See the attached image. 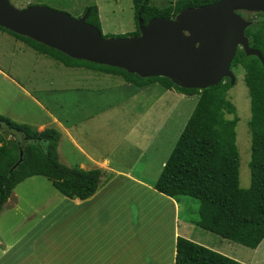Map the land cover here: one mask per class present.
<instances>
[{
  "label": "trees",
  "instance_id": "trees-1",
  "mask_svg": "<svg viewBox=\"0 0 264 264\" xmlns=\"http://www.w3.org/2000/svg\"><path fill=\"white\" fill-rule=\"evenodd\" d=\"M216 1L175 0L157 7L150 0H131L136 30L118 37L137 36L138 19L143 25L153 18L172 19L183 9ZM85 11H88L86 23L101 32L96 6H87ZM257 16L260 20H251L244 36L249 47L257 50L264 60V14L256 13ZM0 31L67 68L82 67L120 77L135 87L157 83L166 90L174 89L185 96L195 95V105L152 189L176 203L180 197L195 200L196 219L188 220V223L196 228L251 250L260 244L264 239V69L256 57H246L237 49L230 64V69L239 66L243 70V83L249 97V186L241 189L238 186L239 160L234 135L237 118H223L224 113H234L224 96L230 88L227 79L201 91L181 89L165 78L141 79L122 69L74 60L26 37L3 28ZM58 140L59 134L53 129L37 131L0 116V209L16 185L35 176L47 179L58 194L68 199L85 200L95 193L100 171H83L60 164L56 154ZM173 264L241 263L176 237Z\"/></svg>",
  "mask_w": 264,
  "mask_h": 264
},
{
  "label": "rangeland",
  "instance_id": "rangeland-1",
  "mask_svg": "<svg viewBox=\"0 0 264 264\" xmlns=\"http://www.w3.org/2000/svg\"><path fill=\"white\" fill-rule=\"evenodd\" d=\"M7 1L17 10L29 6H43L66 13L74 19L84 13L85 7L95 5L102 36L115 38L128 35L136 30L131 0ZM174 1L150 0L151 4L157 7H162ZM239 13L244 20L251 23V20H260V17H256V12L242 11ZM183 34L186 35L187 32L184 31ZM18 56L19 54L13 51V46L0 44V72L5 74V64L11 63L15 70L17 66L21 72L32 77L30 81L40 80L42 88L46 87L48 77L51 76L49 72L53 68L49 71L47 69L40 71L36 70L35 65H33V69L31 64L33 52L31 51L23 57ZM40 61L44 62L42 59ZM231 72L235 81L224 96L234 108V113H224L223 118L225 120L237 118L234 135L239 160L238 186L241 189H246L249 186V130L247 127L250 117L249 97L243 83V70L241 67H232ZM43 83H46V85H43ZM119 85V80L114 78H107L100 85H91V87H95H92V89L97 91L93 90L92 93L100 94V98L95 96V99L97 101L100 99L101 106H98L99 103L91 106L89 110L92 117L84 121L83 125H80L86 131L85 138H77L76 142L78 141L81 148L89 150L96 156L105 154L111 165L114 164L119 169L130 171L133 175L139 176L143 168L147 167L150 178L151 174L158 169L159 161L166 159L173 148L183 124L195 105L196 96L192 95L181 100L176 97L177 95L172 96L173 93H177L174 89L170 91V94L169 92L158 91L157 88L151 86L149 89L138 88L137 93L130 97L128 93L118 91ZM37 96L36 98H38ZM9 97L15 101V108L18 107V103H23L20 96L16 92H12L0 77V112L6 110V102ZM50 97L52 98V96ZM137 102L142 105L141 108H144L138 111L132 110L134 105L135 107L138 106ZM152 138L153 141H151ZM154 147V154L153 152L149 153L154 151L152 150ZM64 148L66 149L63 144L61 146V161L66 162L68 160V164H70L74 162V159L76 162L75 156L70 154L69 159L66 157L68 153ZM143 149L144 151L148 150V152H142ZM66 150L71 152L70 148ZM15 190L20 193L22 199L20 212L14 214L12 211L3 210L0 213V242L7 245L12 244L10 251L8 249L6 254H0V264H37L41 259L43 262L52 261L55 256L58 257L59 262H65L67 250L65 213L58 212L50 216L48 218V228L39 229L41 222L38 220L42 212L46 213L55 208L56 203L46 201V198L51 193L55 197L61 196L52 189L47 179L40 176L25 179ZM177 207L178 218H182V220L196 219L197 202L195 200L180 197L178 198ZM160 210L162 217L152 220L149 225L146 223V228L150 226L151 229H155L163 225V211L166 213L167 210L163 206H160ZM188 227L193 229L191 226ZM195 229H197L195 230L196 233L199 232L211 238L210 242L214 247H219L224 256L226 255L241 264H264V241H261V245L255 250H251L198 228ZM31 234L38 235V239L33 241L30 238ZM47 248L57 252V254H48Z\"/></svg>",
  "mask_w": 264,
  "mask_h": 264
},
{
  "label": "crops",
  "instance_id": "crops-1",
  "mask_svg": "<svg viewBox=\"0 0 264 264\" xmlns=\"http://www.w3.org/2000/svg\"><path fill=\"white\" fill-rule=\"evenodd\" d=\"M0 44L13 46V51L19 54L18 57L25 56L27 52H33L31 63L33 69V65L36 70L40 71L46 69L49 71L53 68L49 72L51 76L48 77L47 86L42 88L40 80L30 81L32 77L21 72L17 66L15 70L11 63L5 64L6 72L5 74L0 72V77L12 92H16L20 96L23 103H18V107L15 108V101L9 97V100L5 101L7 108L0 112V116L14 123L27 125L37 131L43 129L57 131L59 140L56 154L60 163L69 168L75 167L83 171L97 169L101 173L95 193L85 200L68 199L60 194L61 197H55L53 193L46 198V201H54L56 204L54 209L40 214L39 229L48 228L50 216L58 212L65 213L66 263L59 262L58 257L55 256L52 261L43 262L41 259L37 264H173L176 237L184 238L224 255L219 247L213 246L210 242L211 238L202 235V233H196V227L188 223V220L178 218V207L174 200L158 194L152 189L171 150L166 159L159 161L158 169L149 178L147 167L143 168L139 176L133 175L130 171L119 169L114 164L111 165L105 154L96 156L89 150L81 148L78 141L76 142L77 138H85L86 131L80 125L92 117L89 110L91 106L96 103L101 106L100 99L98 101L95 99V96L100 98V94L92 93L94 90L92 87L95 88L91 87L92 84L100 85L107 78H114L119 80L118 91L128 93L130 97L137 93L138 88L149 89L152 86L158 91L169 93L173 89L166 90L157 83L135 87L125 83L120 77L82 67H64L52 59L36 53L21 41L2 31H0ZM41 59L44 62L40 61ZM172 96L181 100L189 97L179 92L173 93ZM141 107L142 105L138 103V106L134 105L132 110L138 111L144 108ZM63 144L66 149L70 148L72 152H68L64 148L68 153L66 157L69 159L71 154L77 159L76 162L74 159V162L70 164H68V160L61 161V146ZM152 150L154 151L149 153L153 152L154 154L155 147ZM144 152H148V150ZM18 185L11 191L0 209V213L3 210L12 211L14 214L20 212L22 199L20 193L15 190ZM160 206L166 207L167 210L166 213L163 211V225L155 229H151L150 226H148L149 229L146 228V223L149 225L152 220L162 217ZM188 226L193 229H189ZM37 237L38 235L35 234L30 236L33 241L37 240ZM11 245L0 242V254H6L8 249L10 251ZM49 249L47 248L48 254H57Z\"/></svg>",
  "mask_w": 264,
  "mask_h": 264
},
{
  "label": "water",
  "instance_id": "water-1",
  "mask_svg": "<svg viewBox=\"0 0 264 264\" xmlns=\"http://www.w3.org/2000/svg\"><path fill=\"white\" fill-rule=\"evenodd\" d=\"M242 11L264 14V0H218L183 9L172 19L153 18L145 25L138 19L137 36L103 38L86 23L88 11L74 19L43 6L17 10L0 0V28L74 60L122 69L141 79L165 78L177 88L201 91L223 79L233 85L230 64L237 49L256 57L264 69L261 54L244 36L252 23L238 14Z\"/></svg>",
  "mask_w": 264,
  "mask_h": 264
}]
</instances>
